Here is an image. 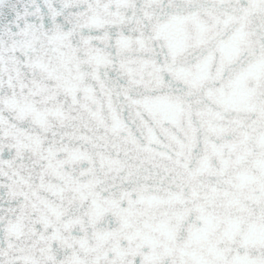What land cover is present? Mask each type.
I'll return each instance as SVG.
<instances>
[{
    "label": "snow or ice",
    "instance_id": "obj_1",
    "mask_svg": "<svg viewBox=\"0 0 264 264\" xmlns=\"http://www.w3.org/2000/svg\"><path fill=\"white\" fill-rule=\"evenodd\" d=\"M0 264H264V0H0Z\"/></svg>",
    "mask_w": 264,
    "mask_h": 264
}]
</instances>
